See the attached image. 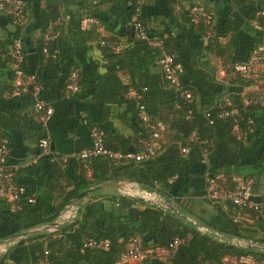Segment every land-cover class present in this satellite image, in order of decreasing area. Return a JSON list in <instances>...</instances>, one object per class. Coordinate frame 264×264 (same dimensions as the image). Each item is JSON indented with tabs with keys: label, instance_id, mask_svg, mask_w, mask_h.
Listing matches in <instances>:
<instances>
[{
	"label": "trees",
	"instance_id": "trees-1",
	"mask_svg": "<svg viewBox=\"0 0 264 264\" xmlns=\"http://www.w3.org/2000/svg\"><path fill=\"white\" fill-rule=\"evenodd\" d=\"M106 2L113 5V22L107 28L110 37L99 46L103 55L114 61L116 70L129 69L134 81L131 105L137 109L136 128L125 138L112 120L102 117L99 122L88 119L89 130L101 133L105 147L113 152L138 154L152 142L156 128L150 127L161 122L166 126L157 140L161 151L139 162L104 157L83 162L77 155L62 158L51 153L46 167L35 174L13 170V185L23 192L12 201L6 194L0 195V242L22 238L0 257V264H119L121 254L132 246L149 252L140 264H264V208L239 209L228 200L208 197L210 182L218 192L224 190L215 182L222 176L229 183L225 191L232 192L239 185L249 187L251 196L259 197L251 201L264 206V108L258 103V94L244 93L253 79L233 75L235 66L247 63L254 52L264 48V1L220 0L217 16L203 15L197 22L190 11L191 0H89L87 13ZM230 2L245 6L247 12H234L219 21L221 6ZM185 3L190 4L188 8ZM134 17L141 29L134 28ZM9 19L13 24L10 14ZM120 24L125 31L118 30ZM225 38L228 42L222 44L220 39ZM203 39L207 40V54L220 59L219 69L229 78L227 85L196 67L192 52L203 46ZM154 41L161 44L160 49L150 46ZM118 44L121 48L115 51L112 47ZM235 49L241 52L240 59L232 57ZM13 50L0 44V57L14 64L10 58ZM21 51L25 55L20 68L23 87L17 96L11 95L15 88L9 89L8 101L33 99L34 110L37 100L49 106L47 80L57 72L46 67L58 63L59 57L49 41L41 40L34 51L38 65L29 71L26 52ZM162 54L180 66V90L165 80L158 65ZM74 63L72 56L60 62L66 70L65 88L76 74L77 91L68 95L95 97L101 78L97 65L76 68ZM37 85L41 89L35 94ZM182 92H188L190 99L182 97ZM139 106L144 107L149 128L139 117ZM36 115L39 135L35 144L37 155H41L39 142L46 137L41 135L43 123L39 113ZM20 127L17 114L0 110V141L5 133ZM107 182L136 184L170 205L166 210L117 195L105 206L94 192ZM83 192L89 194L81 200L73 222L63 224L55 234L41 230L52 225ZM88 240L107 241L108 249L84 248ZM175 240L181 243L173 248Z\"/></svg>",
	"mask_w": 264,
	"mask_h": 264
},
{
	"label": "crops",
	"instance_id": "crops-1",
	"mask_svg": "<svg viewBox=\"0 0 264 264\" xmlns=\"http://www.w3.org/2000/svg\"><path fill=\"white\" fill-rule=\"evenodd\" d=\"M88 1L23 0L26 22L24 21L22 26L12 24L7 10L0 9L1 45L12 48L18 46L26 52V55H29L35 54L34 51L38 42L41 40L49 41L56 56L59 57L58 63L46 67L47 70L57 73L47 80L46 97L52 109V115L43 123L41 135L46 137L45 140L49 143L53 156L62 158L74 157L91 146L92 138L88 119L92 122H99L102 117H108L125 138L130 136L133 129L136 128L137 109L136 106L131 105L134 89L129 69L116 70L114 61L104 56L99 46L101 42H104L103 40L110 37L107 28L108 24L113 22L111 12L113 5L106 2L92 9L88 14ZM191 1L193 2V7L191 6L190 10L192 13L195 8L201 10V14L194 22L199 21L203 15L217 16L216 4L220 0H213L210 3L205 2V0ZM230 4L232 5V2ZM189 5V3L184 4L185 8H188ZM231 5L224 7L223 4L221 6L222 11L219 10L218 13L219 21L226 16L233 15L234 12L236 15L247 12L245 6ZM252 24L255 26L254 22ZM216 26L220 32L221 27L218 24ZM76 30H81L84 33ZM118 30L125 31V26L120 24ZM227 40V38L220 39V42L226 44ZM206 44L207 40L203 39V46L192 52L196 67L208 72L209 75L227 85L226 82L229 78L222 69H219L220 59L213 54H207L204 48ZM115 46L117 47L115 51H119L120 44ZM259 50H264V48L260 47ZM231 55L234 60L241 58V52L238 49L232 50ZM70 56L75 61L74 67L76 68L87 67L90 64L97 65V72L101 78L96 84L95 97L80 98L82 97L81 93L77 97L68 95L70 84L65 88L66 70L62 69L63 66L60 62L70 58ZM7 59L4 56L0 57V110L14 112L21 121L19 130L14 133H5L2 139L10 148L7 164L12 170H22L29 174H35L38 170H43L46 167V158L50 154L41 153V155H37L38 150L35 142L39 132L35 124L38 117L33 108V99L31 102L25 98L14 103L8 101L11 97L8 90L21 83V75L16 73L14 64L11 61L8 62ZM26 65L29 71H33L38 65V58L34 67L29 66L27 61ZM69 71L72 69L69 68ZM152 71L159 74L158 69L153 68ZM256 83L253 81L251 86L244 88V93L258 94ZM215 182L224 190L229 184L222 176L218 177ZM121 187L122 183L107 182L97 187L94 193L101 196L102 202L108 206L109 198L121 195L119 193ZM139 190L140 194L137 198L149 202V199L143 198L145 191ZM2 194L0 191V195ZM253 198L259 199L258 196ZM157 199L160 202L158 206L163 204L167 206L165 208L167 210L170 203L158 196ZM187 200L190 202V199ZM80 203L77 205L78 208Z\"/></svg>",
	"mask_w": 264,
	"mask_h": 264
},
{
	"label": "built area",
	"instance_id": "built-area-1",
	"mask_svg": "<svg viewBox=\"0 0 264 264\" xmlns=\"http://www.w3.org/2000/svg\"><path fill=\"white\" fill-rule=\"evenodd\" d=\"M94 3L98 0H92ZM0 9H6L8 14H10L12 18L13 24L17 26H22L25 21V14H24V4L23 0H0ZM194 19L196 20L197 17L201 14V10L194 9ZM261 15H264V12L261 13ZM133 24L135 29H141L140 23L138 22L137 18H133ZM140 37L142 39H145V36L143 33H140ZM151 47L160 49L161 44L157 41L150 42L149 43ZM114 50L117 49L116 46L112 47ZM43 53L47 55V50L43 49ZM10 58L14 62V67L16 69V73L21 75V65L24 62L25 55L21 51V48L16 46L13 50V52L10 54ZM158 65L160 66L163 76L165 80L173 86L176 90H180V82H179V74L181 71V68L179 65L174 64V61L171 56L167 54H162V57L158 61ZM264 66V50H258L254 52L247 63L235 66L233 68V75H239L243 78H252L256 77L258 70L260 67ZM23 87L22 82L19 83L14 91L11 93L13 96H17L20 93V88ZM71 93H74L77 91V81H76V74H72L70 78V86L68 87ZM41 87L37 85L35 87V94H37L40 91ZM24 91V90H22ZM181 96L185 99H190V94L188 92H182ZM258 103L261 107L264 108V90L259 94L258 96ZM35 111L39 113V121L41 123H45L46 120L52 115V109L50 106H47L46 103L42 100H37L35 103ZM139 117L144 123L146 128H149V121L147 116L144 113V107L139 106ZM152 128H156V131L152 135V142L147 144L145 150L138 154H127L123 155L119 152H113L105 147L103 136L101 133L97 131H93L91 146L77 154L76 159L80 161H87L91 158H97V157H104L113 161H119V160H133L136 162L147 160L149 158H152L156 156L158 152L161 151V147L158 144L157 140L159 138V134L164 132L166 129V126L161 123L157 122L155 126H151ZM194 136V135H193ZM191 141H195L193 138ZM39 147L42 150L43 154H51L49 143L46 140H41L39 142ZM187 151L186 149L182 150V153L185 154ZM203 157L206 156L205 152H202ZM9 156V149L6 145V142L4 140L0 141V191L3 194H6L9 197V200H14L17 197V194H21L23 192L22 188L17 189L14 187L12 182V172L13 170L9 168L6 165V160ZM208 188V197L210 199H222V200H228L231 203H233L237 208L243 209L245 207L252 208V209H263L264 206L262 204H256L251 201V194L249 187H241L240 185L237 186L232 192H227L225 190H221L218 192L213 185L212 182L209 183ZM140 190L137 187L136 184L133 183H122V187L119 190V193L123 196H128L132 198L139 197ZM145 195L143 198L149 199V202L152 204L159 205L160 202L157 199V195L154 193H144ZM161 207L163 209L167 208V206L161 204ZM78 213V206L75 205L73 202L68 204L64 210L59 214L56 221L52 225H48L44 228H41V230H44L47 232V234H55L56 231L59 229L60 226H62L65 223H71L75 220ZM201 232H207L206 229L200 228ZM22 238V236L19 237H13V238H7L5 240H2L0 242V257L3 255H6L9 250L18 243V241ZM181 241L175 240L172 244L173 248H176ZM108 242L107 241H92L88 240L84 243V248H92V249H98V250H104L106 251L108 249ZM46 254V253H45ZM147 254L149 252H140L136 246H132L129 249H127L125 252H123L120 256V262L125 263L128 261H140L147 257Z\"/></svg>",
	"mask_w": 264,
	"mask_h": 264
},
{
	"label": "rangeland",
	"instance_id": "rangeland-1",
	"mask_svg": "<svg viewBox=\"0 0 264 264\" xmlns=\"http://www.w3.org/2000/svg\"><path fill=\"white\" fill-rule=\"evenodd\" d=\"M263 68V69H261ZM261 69V70H260ZM263 73H264V66L262 65V67L259 68L257 76L256 77H252L251 79H253V81H256V87H257V91L258 94L261 93L264 90V80H263ZM119 264H140V261H128L125 263H119Z\"/></svg>",
	"mask_w": 264,
	"mask_h": 264
},
{
	"label": "water",
	"instance_id": "water-1",
	"mask_svg": "<svg viewBox=\"0 0 264 264\" xmlns=\"http://www.w3.org/2000/svg\"><path fill=\"white\" fill-rule=\"evenodd\" d=\"M37 54H29L26 56V61H27V64L31 67H34L36 65V61H37ZM88 194V192H83L79 195H77L75 198H74V204L75 205H78L80 203V201ZM251 200L253 201H258L257 198H251Z\"/></svg>",
	"mask_w": 264,
	"mask_h": 264
}]
</instances>
